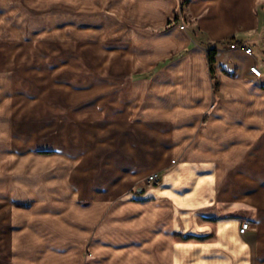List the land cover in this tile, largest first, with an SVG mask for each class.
Segmentation results:
<instances>
[{
	"label": "crops",
	"instance_id": "1",
	"mask_svg": "<svg viewBox=\"0 0 264 264\" xmlns=\"http://www.w3.org/2000/svg\"><path fill=\"white\" fill-rule=\"evenodd\" d=\"M90 12L103 39L127 41L117 62L131 84L105 74L101 105H89L102 114L89 204L66 180L51 190L64 196L43 198L47 188L19 176L0 201V264H15V241L22 264H264V0H89ZM155 172L159 185L146 186ZM15 194L65 207L43 219L14 208Z\"/></svg>",
	"mask_w": 264,
	"mask_h": 264
},
{
	"label": "rangeland",
	"instance_id": "2",
	"mask_svg": "<svg viewBox=\"0 0 264 264\" xmlns=\"http://www.w3.org/2000/svg\"><path fill=\"white\" fill-rule=\"evenodd\" d=\"M101 19L99 13H89V0H0V201L12 196L11 185L16 187L19 176H24L29 186L47 188L43 198L64 196L51 190L66 180L78 189L79 202L89 204V136L101 138L102 134L98 121L102 114L96 108L89 114V105H101L105 74L120 73L117 85L131 84L117 62L128 43L103 39ZM186 20L177 23L186 29ZM105 32L109 33L107 28ZM89 116L97 130L89 131ZM6 142L10 143L7 148ZM7 155L17 159L15 171L11 162H5ZM26 168L27 173L16 172ZM148 177L143 179L145 185L156 186ZM68 193L65 197L73 196ZM12 198L14 208L24 207L21 212L35 208L43 219L56 217L48 210L58 213L65 207L58 200L39 205L35 194ZM47 239L55 240L53 234L48 235L40 250ZM71 242L69 236L63 247ZM19 243L15 241V264L21 263L16 257ZM86 253L92 257L89 248Z\"/></svg>",
	"mask_w": 264,
	"mask_h": 264
},
{
	"label": "built area",
	"instance_id": "3",
	"mask_svg": "<svg viewBox=\"0 0 264 264\" xmlns=\"http://www.w3.org/2000/svg\"><path fill=\"white\" fill-rule=\"evenodd\" d=\"M179 21H184V17L182 15L179 16ZM181 28H185V25H181ZM239 45L236 42H233L230 44L231 48H237ZM242 47L244 48V50L246 51L247 54L249 55H253V47L248 46L246 43L242 44ZM251 73L255 76V77H261L262 76V69L259 67V65L254 64L250 67ZM148 181L149 183L153 184V185H158L160 183V179L157 173L151 174L148 177ZM250 227V223L248 221H244L241 224V228L240 231L241 233H245Z\"/></svg>",
	"mask_w": 264,
	"mask_h": 264
},
{
	"label": "trees",
	"instance_id": "4",
	"mask_svg": "<svg viewBox=\"0 0 264 264\" xmlns=\"http://www.w3.org/2000/svg\"><path fill=\"white\" fill-rule=\"evenodd\" d=\"M177 19H179V15L177 16Z\"/></svg>",
	"mask_w": 264,
	"mask_h": 264
}]
</instances>
